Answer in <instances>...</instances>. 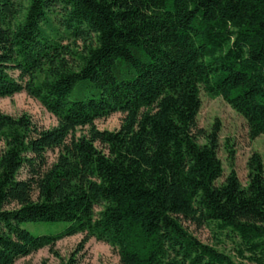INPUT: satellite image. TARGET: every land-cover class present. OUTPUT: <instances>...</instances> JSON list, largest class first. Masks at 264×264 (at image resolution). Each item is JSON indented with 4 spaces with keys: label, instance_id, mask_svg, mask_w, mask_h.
<instances>
[{
    "label": "trees",
    "instance_id": "obj_1",
    "mask_svg": "<svg viewBox=\"0 0 264 264\" xmlns=\"http://www.w3.org/2000/svg\"><path fill=\"white\" fill-rule=\"evenodd\" d=\"M202 92L264 136V0H0V99L25 93L57 120L0 113V264L77 234L60 264H84L91 238L121 264H264L263 159L246 185L233 165L221 182ZM117 113V131L97 128ZM184 221L237 239L235 257Z\"/></svg>",
    "mask_w": 264,
    "mask_h": 264
},
{
    "label": "rangeland",
    "instance_id": "obj_2",
    "mask_svg": "<svg viewBox=\"0 0 264 264\" xmlns=\"http://www.w3.org/2000/svg\"><path fill=\"white\" fill-rule=\"evenodd\" d=\"M202 106L197 123L200 129L211 132L214 126L220 125L218 156L223 164L225 178L234 166L239 179L243 185L248 181V162L250 158L258 153L264 162V136L251 140L249 128L245 119L235 112L222 98H210L204 92L201 93ZM0 113L12 117L23 114L29 115L40 127L51 129L57 126V120L44 109L39 101L28 97L25 93L18 94L12 98L0 99ZM123 116L119 113L109 118L96 121L100 131H117ZM85 131H78L77 136ZM233 152V156L230 154ZM56 154L49 153V159L54 162ZM184 227L200 242L216 247L219 251L235 257V249L238 240L232 237L218 236L208 226L199 227L192 222H183ZM25 228L35 235H50L56 233V227L51 224L37 226L27 224ZM85 234H77L61 239L56 243L54 250L58 256L44 248L28 257L18 260L15 264H60V259H68L81 245ZM84 264H121L118 251L109 244L99 242L91 238L81 253ZM243 264H254L243 261Z\"/></svg>",
    "mask_w": 264,
    "mask_h": 264
}]
</instances>
